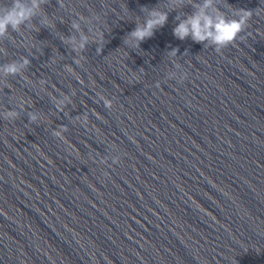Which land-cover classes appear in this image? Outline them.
I'll use <instances>...</instances> for the list:
<instances>
[{
	"label": "clouds",
	"instance_id": "clouds-1",
	"mask_svg": "<svg viewBox=\"0 0 264 264\" xmlns=\"http://www.w3.org/2000/svg\"><path fill=\"white\" fill-rule=\"evenodd\" d=\"M47 0H11L10 6H0V39L5 38L9 30L12 32H19L22 26H27L45 4ZM63 7V0H60ZM184 0H169V7L175 8L182 5ZM196 11L189 15L186 19L174 27L173 35L179 39L184 40L188 37L196 43H206L213 46L217 53H221L223 49L232 45L237 40V37L249 26V21L253 16V12L245 9H236L235 16L232 19L227 18L222 14L218 8L214 7V0H203L202 4L195 5ZM147 12V18L144 22L138 23L137 26L128 34L124 40L127 47L139 48L141 42L151 38L154 31L162 28L168 19L167 12L161 11L158 8L142 9ZM211 10V11H210ZM99 16H94L91 19L80 15L79 20H73L71 27L79 34L77 36H69L66 38L65 43L70 45L74 52H82L89 43V36L81 28L80 21H84L89 25V31L92 32L91 24L93 20H99ZM179 19V17H177ZM41 23L45 26H52V22L45 16L42 18ZM94 40L97 43V54L103 49V34L99 31L94 33ZM0 51H3L0 49ZM179 51L178 48H172L167 53L169 58H174ZM83 57L75 59L74 63L80 65ZM30 61L27 58H22L20 61H13L4 65H0V74L4 77L21 75L23 70L27 68ZM176 69H180L179 64H175ZM69 73H73L74 69L71 66H66ZM137 80L140 76L133 73ZM187 72L178 74L176 71L170 72L167 79H177L179 83H183L187 79ZM79 79V77H78ZM83 83V81H80ZM40 85L46 84L44 79L39 81ZM156 87L159 88L160 84L157 82ZM99 99L103 101L107 109L113 108V101L106 98L102 94H98ZM55 107L58 111H63L64 107L71 102L68 95H63L62 98L52 97ZM27 101L23 97L20 98L19 107L23 108ZM99 117V113H96ZM5 120H15L19 117V112L16 110H7L2 113ZM30 122H36L39 119H46L43 113L30 112L28 114ZM75 120L80 122L82 126L87 127L89 123L88 115L85 113L82 116L75 117ZM68 131L67 126L60 125L57 130L52 132V135L61 140H65L64 133ZM115 147V146H114ZM120 156H113L112 163H120ZM101 164L107 163V159H101Z\"/></svg>",
	"mask_w": 264,
	"mask_h": 264
}]
</instances>
